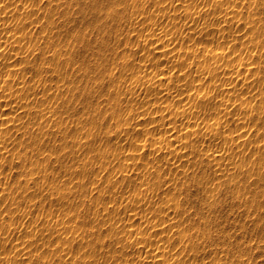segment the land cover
<instances>
[{"label": "rangeland", "instance_id": "374dc122", "mask_svg": "<svg viewBox=\"0 0 264 264\" xmlns=\"http://www.w3.org/2000/svg\"><path fill=\"white\" fill-rule=\"evenodd\" d=\"M0 264H264V0H0Z\"/></svg>", "mask_w": 264, "mask_h": 264}]
</instances>
